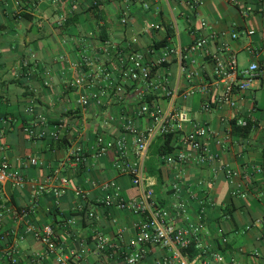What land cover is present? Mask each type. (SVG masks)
I'll return each instance as SVG.
<instances>
[{
    "label": "crops",
    "instance_id": "1",
    "mask_svg": "<svg viewBox=\"0 0 264 264\" xmlns=\"http://www.w3.org/2000/svg\"><path fill=\"white\" fill-rule=\"evenodd\" d=\"M93 2L0 0V163L8 160L27 179L22 188L0 186V264H12L9 251H14L18 264H50L53 258L45 245L27 232L30 226L46 225L54 228L66 252L79 254L85 264H124L115 252L111 258L100 251L96 238L103 235L129 247L142 218L109 210L102 202L129 200L141 189L120 168V152L111 150L99 157L96 140L124 137V156L133 160V131L150 126L149 116L141 114L146 104L162 111L170 106L183 109L195 122L207 123L212 130L208 147L217 157L205 165L168 164L164 157L170 154H158L164 140L157 138L145 162L146 175L155 184L156 204L166 209L174 203L187 205L181 224L186 225L182 222L188 217L206 228L205 247L225 258L214 264H233L232 260L264 264L263 80L255 78L248 89L235 90L234 107L217 105L226 87L219 72L228 71L233 61L239 72L253 63L264 67V6L259 0L237 4L204 0L193 12L185 0H137L128 10L121 0H105L98 6ZM248 7L253 10L246 14ZM251 31L253 35L248 34ZM201 37L209 42L192 56L193 63L177 57L160 62L163 50L188 46ZM165 39L167 43L160 46ZM133 50L154 65L149 83L129 78L124 62ZM79 74L88 77L90 88L73 85ZM117 85L122 92L114 90ZM173 88L194 94L172 101L167 91ZM90 92L97 93L100 102L92 99L83 106L80 99ZM206 104L208 111L203 110ZM31 106L51 126L66 125L61 140H33L27 135L24 127L34 118L27 111ZM240 120L248 121V126L238 125ZM189 130L191 126L186 127ZM183 134L173 135V153L187 150L181 143ZM78 146L85 149L86 160L76 167L69 160ZM30 158L37 165L29 164ZM226 164L241 177L230 181L219 169ZM61 177L68 179L66 195L47 192L36 201L37 187H58ZM111 182L115 186L104 190ZM77 189L87 195L84 211L77 210ZM236 190L245 197L234 195ZM220 228L228 239L225 245L217 235ZM194 252L190 251L191 257ZM164 255L165 251L153 249L143 264H158Z\"/></svg>",
    "mask_w": 264,
    "mask_h": 264
},
{
    "label": "built area",
    "instance_id": "2",
    "mask_svg": "<svg viewBox=\"0 0 264 264\" xmlns=\"http://www.w3.org/2000/svg\"><path fill=\"white\" fill-rule=\"evenodd\" d=\"M65 0H51L55 5L63 4ZM128 10L137 0H121ZM239 0H229L232 4H237ZM105 0H94L93 5L98 6ZM188 8L193 12H198L204 5V0H185ZM261 6H264V0H259ZM252 7L246 9V14L252 11ZM206 23L202 22V27ZM253 35L254 32L248 33ZM209 37V36H208ZM208 37H201L185 47L167 48L162 51L160 62L164 63L172 57H177L182 61L193 63L192 56L204 50L209 42ZM234 37H236L234 35ZM210 38H214L211 34ZM124 65L128 68V75L133 83H149L152 77L154 65L145 61L144 56L133 50L128 54ZM226 81L224 94L217 101V105L222 107L225 103L234 107L236 102L233 99L235 90L243 91L249 88L251 82L255 78H260L264 82V67L253 63L248 69L241 72L238 71L236 61H233L228 71L219 72ZM240 74L242 78H240ZM76 87L90 88L91 83L84 74H79L73 82ZM116 92H122V86H115ZM193 91L180 93L177 88L169 89L167 95L170 100L182 96L187 99ZM96 99L100 102V97L97 93L90 92L89 95H84L80 99L83 106H89L90 101ZM210 105L206 104L203 110L208 111ZM34 115L30 123L24 127V131L33 140H52L59 141L62 139L66 125L63 122L55 123L51 126L49 120L40 113H35L33 106L27 110ZM141 114L148 115L150 126L142 131L134 130V145L135 157L133 160H126L124 150L126 147V139L120 138L117 140H107L104 136H99L96 140L97 155L99 157L106 155L111 150L120 152L122 162L120 168L125 170L131 177L135 186L140 187L141 194L135 198L125 199H107L102 204L109 210L118 209L128 211L135 215L141 216L142 220L136 226V235L131 246H123L120 242H109L103 235H98L96 238L97 246L105 255L110 254L111 258L118 257L124 264H143L146 262L148 255L153 249L159 248L165 251V255L161 258L158 264H214L216 262H224L225 258L220 251H214L205 247L203 237L206 228L201 223H193L188 217L184 218L181 224L182 216L187 215L188 208L184 203H174L171 209H166L158 206L154 201V182L146 175L145 162L148 157V151L152 143L159 137L168 134H178L184 132L181 137V143L187 150H179L164 157L168 164L195 162L199 165H205L217 159L216 156L210 153L208 147V139L212 133L211 128L207 123L195 122L192 116L183 109H176L170 106L162 111L159 108H151L147 104L142 106ZM238 125L247 127L248 121L240 120ZM191 126V130L186 131V127ZM264 126V123L262 124ZM86 160V151L82 146L74 149L70 156V162L73 166H81ZM27 162L31 165H37L35 158H30ZM26 162V163H27ZM224 172L225 176L234 181L241 177V173L233 169L230 165H221L219 168ZM261 172V169H256ZM58 187L48 189L42 185L37 187L34 195L36 201L39 196L47 192L61 197L67 194L68 179L61 177ZM27 182L24 174L14 168L8 160H3L0 163V186L11 184L16 188H22ZM113 182L108 183L104 190L113 188ZM234 195L245 197V193L236 190ZM76 197L80 200L77 210L84 211V202L87 200V195L82 189L75 191ZM203 212V210H202ZM92 216V214H91ZM0 232L2 226L0 225ZM27 232L31 233L38 241L45 245L46 254L52 256L53 260L50 264H85L83 257L75 252H66L60 245L59 238L56 235L54 228L51 225L43 227H28ZM220 243L225 245L228 239L222 228L218 229L217 233ZM196 250L197 254L194 257L190 256V251ZM8 252V257L12 264H18V259L13 253ZM115 252V254H113ZM234 264V260H232Z\"/></svg>",
    "mask_w": 264,
    "mask_h": 264
},
{
    "label": "trees",
    "instance_id": "3",
    "mask_svg": "<svg viewBox=\"0 0 264 264\" xmlns=\"http://www.w3.org/2000/svg\"><path fill=\"white\" fill-rule=\"evenodd\" d=\"M166 43H167V39H165L164 41H162L160 43V46H163ZM158 138H163V140H164V143L158 149V154L163 156L165 154H171V153H173L174 147L171 145L172 144V140H173V135L172 134H168V135L159 136ZM191 252H192V250H191ZM196 254H197V252H194V254L192 253L191 255L192 256L193 255L195 256Z\"/></svg>",
    "mask_w": 264,
    "mask_h": 264
},
{
    "label": "rangeland",
    "instance_id": "4",
    "mask_svg": "<svg viewBox=\"0 0 264 264\" xmlns=\"http://www.w3.org/2000/svg\"><path fill=\"white\" fill-rule=\"evenodd\" d=\"M179 25H180V29H182L183 28V25H182L181 21H180Z\"/></svg>",
    "mask_w": 264,
    "mask_h": 264
}]
</instances>
